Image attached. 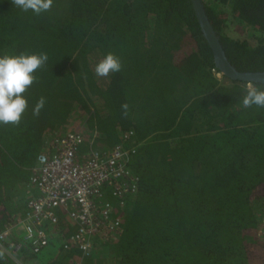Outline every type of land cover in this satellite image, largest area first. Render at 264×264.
Instances as JSON below:
<instances>
[{"label":"trees","instance_id":"1","mask_svg":"<svg viewBox=\"0 0 264 264\" xmlns=\"http://www.w3.org/2000/svg\"><path fill=\"white\" fill-rule=\"evenodd\" d=\"M201 3L229 63L264 71V0ZM21 53L48 60L23 94L19 125L0 124V229L23 215L36 155L76 114L77 158L87 148L133 146L126 165L137 186L114 207L119 236H92L83 257L62 247L74 228L59 211L42 250L58 252L50 264L263 263L264 108H245L249 83L216 70L189 0H53L40 15L0 0V56ZM108 53L122 68L100 77L95 67ZM16 235L0 243V264ZM29 254L16 250L21 262Z\"/></svg>","mask_w":264,"mask_h":264},{"label":"built area","instance_id":"2","mask_svg":"<svg viewBox=\"0 0 264 264\" xmlns=\"http://www.w3.org/2000/svg\"><path fill=\"white\" fill-rule=\"evenodd\" d=\"M130 135L124 132L122 139ZM82 143L79 132L68 130L50 142L48 150L36 155L27 179L34 192L26 194L23 215L8 220L0 229V243L17 229L20 243L13 251L21 247L39 253L48 244L59 211L74 228L62 247L76 248L81 257L90 250L92 236L104 240L119 236L120 217L114 216V207H120L136 190L137 178L126 165L134 147L116 144L102 152L87 148L78 159ZM106 189L113 204L104 197ZM260 226L258 235L264 246V220Z\"/></svg>","mask_w":264,"mask_h":264},{"label":"clouds","instance_id":"3","mask_svg":"<svg viewBox=\"0 0 264 264\" xmlns=\"http://www.w3.org/2000/svg\"><path fill=\"white\" fill-rule=\"evenodd\" d=\"M12 3L22 11L31 10L36 15L50 11L53 6V0H12ZM47 60L46 53L0 56V124L19 125L28 108V101L23 94L36 81L34 73L42 68ZM121 68V60L114 54L108 53L96 65L95 73L100 77H107L110 73L120 72ZM242 104L245 108L253 105L264 108V90L249 83L248 91L242 98ZM44 105L45 98L41 97L33 108L32 114L38 117ZM121 107L124 110L123 115L127 116L128 105L123 104ZM18 234L20 235L19 232ZM13 252L16 253V251Z\"/></svg>","mask_w":264,"mask_h":264},{"label":"water","instance_id":"4","mask_svg":"<svg viewBox=\"0 0 264 264\" xmlns=\"http://www.w3.org/2000/svg\"><path fill=\"white\" fill-rule=\"evenodd\" d=\"M202 37L209 46L216 70L231 80L264 85V71H238L226 59L214 30L204 12L201 0H189Z\"/></svg>","mask_w":264,"mask_h":264},{"label":"rangeland","instance_id":"5","mask_svg":"<svg viewBox=\"0 0 264 264\" xmlns=\"http://www.w3.org/2000/svg\"><path fill=\"white\" fill-rule=\"evenodd\" d=\"M80 116V115H79ZM79 116L76 114H71L70 116V122H69V126L67 127V130H75V125L77 124V120L79 119ZM77 119V120H76ZM18 230H14L12 229L10 231V234H12V238L10 240H13V238L17 237L18 235ZM13 250V249H12ZM6 251V255L8 258V264H50V257L52 256H58V252L56 250H53L52 253H47V252H42L40 251L39 253H37L36 255L33 254H29V259L26 261L22 262L16 257V253L13 251Z\"/></svg>","mask_w":264,"mask_h":264}]
</instances>
